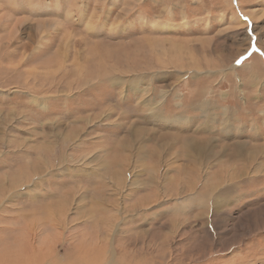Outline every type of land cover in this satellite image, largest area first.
Returning a JSON list of instances; mask_svg holds the SVG:
<instances>
[{"label":"rangeland","instance_id":"1","mask_svg":"<svg viewBox=\"0 0 264 264\" xmlns=\"http://www.w3.org/2000/svg\"><path fill=\"white\" fill-rule=\"evenodd\" d=\"M0 229L4 264H264V0H0Z\"/></svg>","mask_w":264,"mask_h":264},{"label":"bare ground","instance_id":"2","mask_svg":"<svg viewBox=\"0 0 264 264\" xmlns=\"http://www.w3.org/2000/svg\"><path fill=\"white\" fill-rule=\"evenodd\" d=\"M147 76V75H146ZM134 78V77H133ZM114 79V78H113ZM143 79H145V78H143ZM118 80V79H117ZM140 81L141 79H140V77H138V76H135V79H134V83H136L137 81ZM199 143V142H198ZM188 144V143H187ZM201 145H202V143H201ZM184 148H186V145H184L183 146ZM193 147V146H192ZM195 147V146H194ZM197 147H201L200 145H198ZM238 148V147H237ZM183 149V148H182ZM194 149V148H193ZM202 149V148H201ZM235 150V149H234ZM238 150V149H237ZM183 151L185 152V151H187L186 149H183ZM194 151H197V149L195 150L194 149ZM236 152V151H235ZM196 153V152H195ZM192 155H193V153H191ZM44 171V170H43ZM103 182V181H102ZM230 183V182H229ZM229 188H232V186H229ZM11 191V190H10ZM10 193V192H9ZM217 197V196H216ZM3 200V199H2ZM216 205V204H215ZM201 208V207H200ZM1 230V229H0ZM29 231V230H28ZM34 231V230H33ZM31 232V231H30ZM30 235L28 236V238H26V239H22L21 241H20V245H21V247L23 248V250L25 251V249L26 248H30L29 250H30V252L33 250L32 249V247H31V242L29 241L32 237H33V232H31V233H29ZM35 234V233H34ZM34 239V238H33ZM13 241H16L15 239L13 240ZM13 243V242H12ZM21 247H19V248H21ZM49 248V247H48ZM21 252H22V250L21 249H19ZM14 251V250H13ZM13 251H10V246H6V245H4V246H2V247H0V264H4V262L6 261V260H8L9 258H7V255H6V253L7 252H10V254H11V257H12V252ZM23 251V252H24ZM26 253V252H25ZM23 254V253H22ZM2 255V256H1ZM15 255V257L17 256L15 253L13 254V256ZM19 255V254H18ZM21 255V254H20ZM25 256H27L26 254H25ZM30 256V255H29ZM24 257V256H23ZM22 260H25V259H22ZM32 260V259H31ZM9 261V260H8ZM21 261V260H20ZM15 262V261H14ZM22 263H23V261H21ZM29 262H31V261H29ZM8 263V262H7ZM25 263V262H24ZM28 262H26V264H27ZM10 264V263H9ZM12 264H14V263H12ZM15 264H16V262H15ZM17 264H20L19 262L17 263Z\"/></svg>","mask_w":264,"mask_h":264}]
</instances>
